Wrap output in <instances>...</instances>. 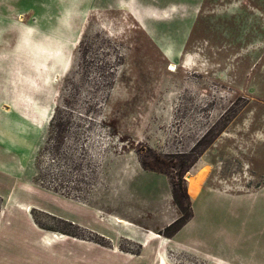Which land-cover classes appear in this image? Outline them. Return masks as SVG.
<instances>
[{"label": "rangeland", "instance_id": "1", "mask_svg": "<svg viewBox=\"0 0 264 264\" xmlns=\"http://www.w3.org/2000/svg\"><path fill=\"white\" fill-rule=\"evenodd\" d=\"M25 14L0 42V187L23 210V264L73 263L29 221L135 251L138 224L217 251L235 202L199 201L180 227L174 196L189 216L202 188L264 183V0H204L189 26L114 0H76L65 27Z\"/></svg>", "mask_w": 264, "mask_h": 264}, {"label": "crops", "instance_id": "2", "mask_svg": "<svg viewBox=\"0 0 264 264\" xmlns=\"http://www.w3.org/2000/svg\"><path fill=\"white\" fill-rule=\"evenodd\" d=\"M114 1L119 10L128 12H158L164 18L173 13H185L180 15L179 22L189 26L190 16H195L204 0H149L148 3H143L142 0ZM75 11L76 0H0V42L4 41L6 28L23 29L25 13H39L33 22H46L45 26L51 27H65L70 23L69 13ZM9 37H12V32ZM17 42H23L21 35L17 36ZM167 49L168 47H164L165 52ZM21 71V67L14 69L15 73ZM8 72L11 75L12 69L9 68ZM6 135L10 134L0 135V143L11 152L7 143L2 141V136ZM215 196L226 197L235 202L229 208L232 225L227 230L223 227L214 235L218 247L215 252L208 250L200 239L195 242H175L172 237H165L138 224H133L132 240L138 246L135 251L131 248L123 249L116 242L105 244L88 236L49 232L37 227L35 223H29L41 247L49 249L58 241L72 247L67 248L68 252L64 254L67 261L73 255V263L67 264H74L76 260L78 264H264V183L244 191L202 188L192 199V217L189 224L195 219L196 203L212 200ZM0 198V264H23V210H10L9 195L1 187ZM166 224L168 221L163 222L161 227ZM89 231L96 233L99 230L90 228ZM47 252L57 255L56 250Z\"/></svg>", "mask_w": 264, "mask_h": 264}, {"label": "trees", "instance_id": "3", "mask_svg": "<svg viewBox=\"0 0 264 264\" xmlns=\"http://www.w3.org/2000/svg\"><path fill=\"white\" fill-rule=\"evenodd\" d=\"M174 201H175V204L177 205V207L179 208V210L181 211L179 218L174 222V224H177V225L180 224V227H182L183 225H185L190 220V218L192 217V213L189 216H185L183 207L179 203V201L177 200L176 196H174ZM174 224H172V225H174Z\"/></svg>", "mask_w": 264, "mask_h": 264}, {"label": "bare ground", "instance_id": "4", "mask_svg": "<svg viewBox=\"0 0 264 264\" xmlns=\"http://www.w3.org/2000/svg\"><path fill=\"white\" fill-rule=\"evenodd\" d=\"M176 68H177V65L175 63H172L171 69L174 70ZM190 181H191V183L189 185V192L190 193H196L198 191V187H199L198 181L197 180L196 181L190 180ZM117 219H118L119 222H123L124 221L123 219H120V218H117Z\"/></svg>", "mask_w": 264, "mask_h": 264}]
</instances>
